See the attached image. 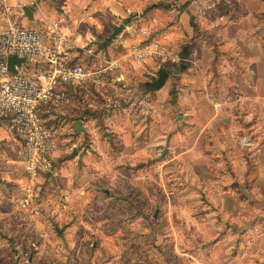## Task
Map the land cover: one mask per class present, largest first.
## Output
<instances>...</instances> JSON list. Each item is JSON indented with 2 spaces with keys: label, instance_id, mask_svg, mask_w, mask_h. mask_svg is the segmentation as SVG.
<instances>
[{
  "label": "rangeland",
  "instance_id": "obj_1",
  "mask_svg": "<svg viewBox=\"0 0 264 264\" xmlns=\"http://www.w3.org/2000/svg\"><path fill=\"white\" fill-rule=\"evenodd\" d=\"M235 1L249 13L227 14L229 0H41L47 16L27 25H82L110 44L108 54L123 53L145 26L167 35L181 60L160 66L168 75L158 89L145 86L157 64L129 61L109 85L70 89L44 108L58 128L56 172L39 213L16 201L0 207L12 215L0 220V246L9 243L0 264H264V65L252 64L263 74L254 89L231 69L226 41L240 40L242 60L259 50L248 38L263 47L264 0ZM112 20L128 25L120 36ZM229 77L241 83L233 89ZM5 122L0 170L10 162L18 172L17 136Z\"/></svg>",
  "mask_w": 264,
  "mask_h": 264
},
{
  "label": "built area",
  "instance_id": "obj_2",
  "mask_svg": "<svg viewBox=\"0 0 264 264\" xmlns=\"http://www.w3.org/2000/svg\"><path fill=\"white\" fill-rule=\"evenodd\" d=\"M1 1L7 12L17 10L25 16L24 6L39 7V0ZM44 24L33 27L8 19L0 29V117L6 118L4 127L17 136L16 161L22 174L12 201L31 215L40 211L41 178L54 170L58 149V128L43 115L44 108L60 106L68 100L70 89L104 87L107 77H113L124 61L142 64L151 60L159 68L181 60L167 35H154L145 26L124 53L108 54L94 37L80 43L58 22L45 19ZM9 55L23 59L14 63L15 70L7 66ZM223 102L216 100L214 106Z\"/></svg>",
  "mask_w": 264,
  "mask_h": 264
},
{
  "label": "crops",
  "instance_id": "obj_3",
  "mask_svg": "<svg viewBox=\"0 0 264 264\" xmlns=\"http://www.w3.org/2000/svg\"><path fill=\"white\" fill-rule=\"evenodd\" d=\"M40 2H41V0H39V7L38 8L32 9L33 16H32V18H29V17H27L25 15H22L17 10L16 11L14 10L13 12H7L6 11V7H5V4L0 0V29L6 24V22L8 21V19L16 20L20 24L33 25V22L36 21L37 16H39L41 14H43V15H46L47 14L46 11H44V9L42 7V4ZM237 3L238 4H242V6H243V8H241V12H240L241 14H247V13H249L250 9H249V6L248 5L246 6V4L244 2H241V1L240 2H237ZM113 10H114V13L116 14V17L117 18L120 17V16L123 17L126 14L125 12H122V11L117 10V9L116 10L113 9ZM233 13L234 12H231V10L227 11V14H233ZM119 24H121L120 21L115 22V20H112V27H113L112 28V31H113L114 27L116 25H119ZM124 27H125V29L123 31H125L127 29L126 27H128V25H125ZM70 30L67 27L66 28V31H67L66 33L70 34L71 36H72V34H74V36H72V37L74 39H76L80 43L86 41L87 39L93 37V35H94V33L92 34L91 30L83 29L82 25L78 26L77 32H76V30H74L75 33L71 32ZM112 31H111V33H112ZM255 35H254V37H255ZM226 36H227L226 37V41L228 43H230V48L227 51V55H230L232 57V59H230L231 62H228L230 64L231 69L233 71L235 70L234 72L236 74H239L244 79L242 81L248 82L249 85H251L255 89V87H256V81H258L263 76V74H261V75L256 74L255 71H254V69H252L251 67H252V64H255L256 62H261L264 65V52H263L264 45L262 47L259 39H255V38H251L250 39V38H248L245 41L246 44H247V46H250V45L254 44V42H255V45L258 44L259 50L256 51V52H253L251 54L245 53L243 51L244 57H243V60H242L241 57L239 56V49H238L239 47L243 46L242 43L240 42L239 39H236L235 37L229 35L228 33H226ZM224 40H225V37H224ZM219 43L221 45V42L220 41H219ZM102 44H103V47L110 46V44H105L104 42H102ZM240 50H241V48H240ZM223 52H225V50H223ZM223 52H221V53H223ZM148 61L149 62H152L151 60H148ZM128 62L129 61H124L123 62V65L121 67L122 69L121 68L120 69L121 70H124L125 64H127ZM236 63H238V66L236 65ZM242 63H243V65H241ZM119 70H117L116 73L120 74V76H123L124 75V71L119 72ZM224 76L227 77V75H224ZM226 80H227V82H225V84L227 86H229V87L232 86L233 89H234L235 86L239 85L238 83H241V82L237 81L236 79L232 80L231 77H229ZM111 82H112V77L109 76V77H107V80L105 81V85H109ZM122 82H123V84H125V80L124 81H119V83H122ZM234 82H237V84L235 85ZM215 110H217V109L215 108ZM2 128H3V126H2ZM0 129H1V127H0ZM0 137H1V135H0ZM109 138H110V136H109ZM110 141L113 142V143H115V139H110ZM126 142L128 143V140ZM121 155H123V154H121ZM55 157H56V153H55ZM12 159L13 158H9L7 156V159L6 160L9 161V160H12ZM3 164H5L4 166H8V167L5 168V169L0 170V201H2L0 203V207H2V208L7 203H9V201H12V195L13 194H15L16 192H19V182H20L21 176H22V174H21V168L19 167V165H18L19 171L16 172V171H14V169L12 167L9 166L10 162H9V164L8 163H5V162ZM14 167L16 168V166H14ZM55 170L56 169L54 168V170L52 172H46L45 175L41 178V181H42V183H41V189H42V186L44 185V183L46 181H49L55 175V172H56ZM14 182H16L15 188H14V185H15ZM62 189H64V188H62ZM65 191H67V193L69 194V191L67 189H65ZM4 193H5V197H4ZM4 198H6V200ZM65 202L63 203V209L68 206L67 203H65ZM0 218H1L0 220L7 219L8 222H9V220L12 218V215L10 214V211H8V210L6 211L5 210V212H3L0 215ZM5 238L7 239V241L10 240L9 239L10 238L9 236H5ZM8 245H9L8 242H7V245H6V243H4V245H1L0 246V251H1V248L3 249V251L6 250V249H8V247H7Z\"/></svg>",
  "mask_w": 264,
  "mask_h": 264
},
{
  "label": "water",
  "instance_id": "obj_4",
  "mask_svg": "<svg viewBox=\"0 0 264 264\" xmlns=\"http://www.w3.org/2000/svg\"><path fill=\"white\" fill-rule=\"evenodd\" d=\"M23 9H24V12L27 15V17L32 18V16H33L32 9L28 6H24ZM126 20L127 21L130 20V16H128L126 18ZM124 26H125L124 23L116 25L111 34L115 35V34L119 33L120 30ZM21 61H23V59L21 57H17L16 55H9L7 57V66L9 69L15 70L14 63H20ZM181 66H183V63H181ZM157 73H158L157 78H155L152 81L146 82V89H158L165 83V79L168 75V71L163 67H159ZM75 127L78 130L81 129V119L76 120ZM28 260H31V255L28 257ZM24 264H27V263H24Z\"/></svg>",
  "mask_w": 264,
  "mask_h": 264
},
{
  "label": "trees",
  "instance_id": "obj_5",
  "mask_svg": "<svg viewBox=\"0 0 264 264\" xmlns=\"http://www.w3.org/2000/svg\"><path fill=\"white\" fill-rule=\"evenodd\" d=\"M229 1H231L232 3L235 4L234 6L230 5L231 6L230 7L231 8V12H234L233 13L234 15H236L237 13L241 14L240 12H241V8H243V6L238 4L236 1L234 2V0H229ZM214 11H217V9L214 8Z\"/></svg>",
  "mask_w": 264,
  "mask_h": 264
},
{
  "label": "flooded vegetation",
  "instance_id": "obj_6",
  "mask_svg": "<svg viewBox=\"0 0 264 264\" xmlns=\"http://www.w3.org/2000/svg\"><path fill=\"white\" fill-rule=\"evenodd\" d=\"M154 79H155V78H154ZM154 79H152V80H154ZM152 80H146V81H145V86H146V82H147V81H152Z\"/></svg>",
  "mask_w": 264,
  "mask_h": 264
}]
</instances>
